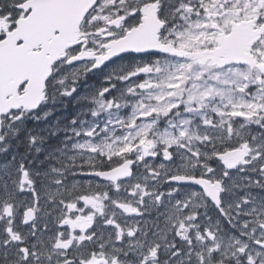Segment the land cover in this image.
Listing matches in <instances>:
<instances>
[{
    "label": "snow or ice",
    "instance_id": "1",
    "mask_svg": "<svg viewBox=\"0 0 264 264\" xmlns=\"http://www.w3.org/2000/svg\"><path fill=\"white\" fill-rule=\"evenodd\" d=\"M0 264H264V0H0Z\"/></svg>",
    "mask_w": 264,
    "mask_h": 264
},
{
    "label": "water",
    "instance_id": "2",
    "mask_svg": "<svg viewBox=\"0 0 264 264\" xmlns=\"http://www.w3.org/2000/svg\"><path fill=\"white\" fill-rule=\"evenodd\" d=\"M58 40L59 38H56L51 41H45V49H44L45 52L55 53V52L60 51L61 47L63 46V43H65L66 41L57 42ZM33 70L37 74V76H39L45 71V66L43 65V63H36L33 66ZM35 78L36 77H33V79Z\"/></svg>",
    "mask_w": 264,
    "mask_h": 264
},
{
    "label": "flooded vegetation",
    "instance_id": "3",
    "mask_svg": "<svg viewBox=\"0 0 264 264\" xmlns=\"http://www.w3.org/2000/svg\"><path fill=\"white\" fill-rule=\"evenodd\" d=\"M72 113V106L69 105L67 108L61 109L57 115L70 116Z\"/></svg>",
    "mask_w": 264,
    "mask_h": 264
}]
</instances>
